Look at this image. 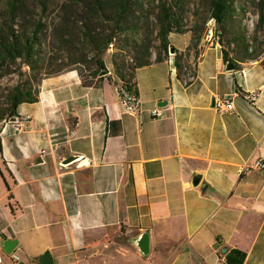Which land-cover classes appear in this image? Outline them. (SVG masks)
Masks as SVG:
<instances>
[{
    "label": "crops",
    "instance_id": "0c3cea01",
    "mask_svg": "<svg viewBox=\"0 0 264 264\" xmlns=\"http://www.w3.org/2000/svg\"><path fill=\"white\" fill-rule=\"evenodd\" d=\"M196 49L192 79L174 55L134 71L138 115L114 75L69 70L0 121V235L25 264H264V169L241 172L264 160V53L226 70L218 43Z\"/></svg>",
    "mask_w": 264,
    "mask_h": 264
},
{
    "label": "trees",
    "instance_id": "16d2710c",
    "mask_svg": "<svg viewBox=\"0 0 264 264\" xmlns=\"http://www.w3.org/2000/svg\"><path fill=\"white\" fill-rule=\"evenodd\" d=\"M182 1L0 0V79L18 77L0 93V121L15 116L19 104L36 102L44 77L75 70L90 86L112 74L119 86L136 93L134 71L168 56L171 35L191 32L186 50L196 55L200 30L184 28ZM235 1L206 0L224 60L234 67L264 53V38L254 35L249 45L235 18L244 3ZM257 15L256 32L264 22L262 5ZM173 55L183 79L187 61L177 48Z\"/></svg>",
    "mask_w": 264,
    "mask_h": 264
},
{
    "label": "rangeland",
    "instance_id": "374dc122",
    "mask_svg": "<svg viewBox=\"0 0 264 264\" xmlns=\"http://www.w3.org/2000/svg\"><path fill=\"white\" fill-rule=\"evenodd\" d=\"M239 1L244 3L245 10L238 11V15H235V18L240 20V26L245 31L246 38L250 46H254V42H251L252 36H257L259 41L264 38V22L261 24L259 30L255 29V25L258 22L257 10L260 9V6H263L264 11V0H236L235 6ZM183 14H182V23L184 28H196L200 30L199 39L195 41V46L200 45H208V44H219V39L214 36L215 33V23H214V33L211 38L207 37V24L210 20V9L207 6L206 0H183ZM204 21V24L201 25ZM187 36H189V40L191 37V32L184 33L182 35H171L170 36V44L176 48V46H182L184 40H186ZM218 41V42H217ZM189 43V41H188ZM157 44V42L155 43ZM220 45V44H219ZM154 50V48H153ZM168 55H173L167 51ZM198 53L194 55L191 60V63H185L187 69L192 68V62L197 60ZM85 74L88 73L87 70L84 71ZM186 73V72H185ZM17 75L6 76L0 79V93L4 92L7 88L11 87L17 80ZM186 78V75H184ZM1 184V183H0ZM1 187H0V195H1ZM4 201L3 198L0 199V204ZM3 237L0 235V247L3 242Z\"/></svg>",
    "mask_w": 264,
    "mask_h": 264
},
{
    "label": "built area",
    "instance_id": "2783aa9c",
    "mask_svg": "<svg viewBox=\"0 0 264 264\" xmlns=\"http://www.w3.org/2000/svg\"><path fill=\"white\" fill-rule=\"evenodd\" d=\"M214 19L210 18L207 24V37L211 38L214 33ZM186 72V80L192 79V68L187 69L184 68ZM130 85V84H129ZM117 99L120 105V108L123 112L138 115L141 110V100L134 92V90H129L125 87L119 86L117 90ZM232 101L228 96H222L213 99L212 107L221 112V111H229L232 109ZM150 115L152 118L159 117L162 115V110L160 107H156L150 110ZM15 131L19 132L20 126H14ZM42 153H45V150H42ZM252 169H264V160L261 158H254L253 160H248L244 166L242 167L241 172H247ZM0 264H25V262L21 259L20 255L13 248L9 253H6L2 249V245L0 247Z\"/></svg>",
    "mask_w": 264,
    "mask_h": 264
},
{
    "label": "water",
    "instance_id": "95a60500",
    "mask_svg": "<svg viewBox=\"0 0 264 264\" xmlns=\"http://www.w3.org/2000/svg\"><path fill=\"white\" fill-rule=\"evenodd\" d=\"M168 52L171 54L175 53V48L174 46H171L168 48ZM225 69L226 70H233L234 69V64H232L231 62H226L225 63ZM104 72H101V74H103ZM213 103V102H212ZM70 159V158H69ZM17 245V240L15 239H11V238H6L3 240L2 242V249L6 252L9 253L15 246ZM40 264H52V258L50 256V254L48 252L44 253L41 257H40Z\"/></svg>",
    "mask_w": 264,
    "mask_h": 264
}]
</instances>
